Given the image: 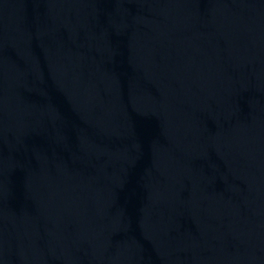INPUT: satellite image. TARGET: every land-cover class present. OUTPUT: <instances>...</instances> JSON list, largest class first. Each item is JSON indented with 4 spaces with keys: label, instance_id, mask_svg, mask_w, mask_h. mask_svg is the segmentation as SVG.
I'll list each match as a JSON object with an SVG mask.
<instances>
[{
    "label": "water",
    "instance_id": "95a60500",
    "mask_svg": "<svg viewBox=\"0 0 264 264\" xmlns=\"http://www.w3.org/2000/svg\"><path fill=\"white\" fill-rule=\"evenodd\" d=\"M0 264H264V0H0Z\"/></svg>",
    "mask_w": 264,
    "mask_h": 264
}]
</instances>
